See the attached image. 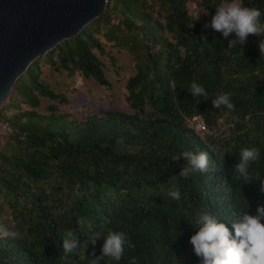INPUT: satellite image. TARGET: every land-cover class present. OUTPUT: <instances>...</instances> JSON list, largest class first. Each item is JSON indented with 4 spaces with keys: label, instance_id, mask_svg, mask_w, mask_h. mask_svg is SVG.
<instances>
[{
    "label": "trees",
    "instance_id": "obj_1",
    "mask_svg": "<svg viewBox=\"0 0 264 264\" xmlns=\"http://www.w3.org/2000/svg\"><path fill=\"white\" fill-rule=\"evenodd\" d=\"M225 2L109 0L19 77L0 109L12 130L0 136V264H92L104 241H88L97 231L126 239L120 261L101 264H198L190 243L198 212L234 233L224 218L264 205L259 181L233 179L245 147L261 149L251 174L264 179V37L228 45L235 33L206 27ZM243 2L264 11V0ZM124 62L132 69L124 110H68L67 82L80 76L111 89L108 75L120 79ZM193 81L208 99L192 97ZM221 94L234 110L213 107ZM198 117L208 132L194 126ZM201 150L211 171L180 177L187 161L171 157ZM176 189L179 201L168 195ZM65 230L77 233L79 255L63 252Z\"/></svg>",
    "mask_w": 264,
    "mask_h": 264
},
{
    "label": "clouds",
    "instance_id": "obj_2",
    "mask_svg": "<svg viewBox=\"0 0 264 264\" xmlns=\"http://www.w3.org/2000/svg\"><path fill=\"white\" fill-rule=\"evenodd\" d=\"M199 19V14L193 20ZM191 26V25H189ZM210 26L227 38L235 33L236 39L230 40L228 45L239 42L244 45L249 35L264 37V11L258 7L247 6L243 0H227L216 7ZM261 56H264V39L258 41ZM188 91L192 97L208 99V93L201 85L192 82ZM214 108L226 107L234 110L230 94H221L212 99ZM183 157L187 161L181 169L180 177L188 178L191 174H207L212 166L206 151H183L171 157L174 161ZM223 158H220L223 164ZM261 162V149L245 147L239 151V161L234 166L233 179H242L244 184L259 181V191L264 193V179L253 177L251 166ZM168 195L179 201L181 194L178 189L169 191ZM249 208V204L247 209ZM229 220L233 231H230L222 219L210 211H200L196 215L193 226L196 232L191 235L190 243L194 254L199 258L198 264H264V205H257L256 213L249 214L248 210L234 212L224 218ZM7 234V233H5ZM101 236L104 241L99 256L91 259L92 264H101L102 260L120 261L124 255L126 239L121 231H110L107 235L97 231L88 237V241L95 245ZM62 249L65 254L79 255L81 242L76 232L65 230L62 234Z\"/></svg>",
    "mask_w": 264,
    "mask_h": 264
},
{
    "label": "water",
    "instance_id": "obj_3",
    "mask_svg": "<svg viewBox=\"0 0 264 264\" xmlns=\"http://www.w3.org/2000/svg\"><path fill=\"white\" fill-rule=\"evenodd\" d=\"M109 0H0V109L40 56L72 38Z\"/></svg>",
    "mask_w": 264,
    "mask_h": 264
},
{
    "label": "rangeland",
    "instance_id": "obj_4",
    "mask_svg": "<svg viewBox=\"0 0 264 264\" xmlns=\"http://www.w3.org/2000/svg\"><path fill=\"white\" fill-rule=\"evenodd\" d=\"M123 64L122 61L118 62ZM129 63L130 60H129ZM130 64L124 62L120 79L114 78L109 74L110 82L112 83L111 89H104L95 84L93 80L83 79L80 76L71 81L70 85L67 82L68 89L65 90L69 97L67 104L68 110L72 111L77 116H82L85 112L102 111L108 109L124 110V84L126 77L131 73ZM60 81L61 78H58ZM201 120H195L194 126L198 129L197 125ZM221 122V121H220ZM206 132V131H205ZM208 132V130H207ZM202 133V132H201Z\"/></svg>",
    "mask_w": 264,
    "mask_h": 264
},
{
    "label": "built area",
    "instance_id": "obj_5",
    "mask_svg": "<svg viewBox=\"0 0 264 264\" xmlns=\"http://www.w3.org/2000/svg\"><path fill=\"white\" fill-rule=\"evenodd\" d=\"M196 120H201V122H199L197 125L198 131L200 133L202 132L201 134L206 133L207 128L205 127L203 120L200 117L196 118ZM11 133H12V130L8 126L0 124V136H6V135H9Z\"/></svg>",
    "mask_w": 264,
    "mask_h": 264
}]
</instances>
